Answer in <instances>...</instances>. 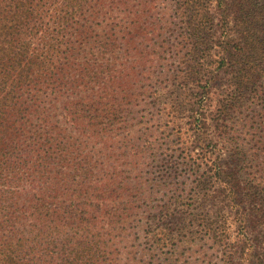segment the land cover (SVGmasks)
<instances>
[{"label": "trees", "instance_id": "16d2710c", "mask_svg": "<svg viewBox=\"0 0 264 264\" xmlns=\"http://www.w3.org/2000/svg\"><path fill=\"white\" fill-rule=\"evenodd\" d=\"M217 1L221 25L228 29L230 18L235 37L214 55L235 87H244L264 70V11L248 3L253 16L243 26ZM206 2L181 5L192 42L175 52L186 61L185 83L202 80L201 57L213 55L198 49L200 31L215 29ZM150 6L0 0V264L149 261L150 247L138 252L130 228L147 199L140 166L147 143L136 136L133 108L147 90L149 66L163 58V44L152 41ZM199 122L204 127L205 117ZM200 164H192L199 187L210 182ZM145 232L152 252L160 250L167 234Z\"/></svg>", "mask_w": 264, "mask_h": 264}, {"label": "rangeland", "instance_id": "374dc122", "mask_svg": "<svg viewBox=\"0 0 264 264\" xmlns=\"http://www.w3.org/2000/svg\"><path fill=\"white\" fill-rule=\"evenodd\" d=\"M143 1L151 5L148 24L152 41L163 44V58L156 56L149 66L150 77L143 82L147 90L133 108L136 136L147 143L140 159L147 199L130 228L138 252L150 247L145 264H264V70L254 82L235 87L214 55L235 37L234 22L228 18L230 28H224L218 1L208 0L215 29L200 31L198 49L213 55L201 57L202 80L185 83L179 75L186 61L175 53L192 46L181 8L185 0ZM225 1L243 26L253 16L248 3L264 11V0ZM259 39L264 50V32ZM192 164H200L209 183L195 184ZM159 210L163 217L155 216ZM160 228L166 241L152 252L145 229Z\"/></svg>", "mask_w": 264, "mask_h": 264}]
</instances>
